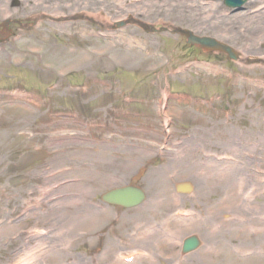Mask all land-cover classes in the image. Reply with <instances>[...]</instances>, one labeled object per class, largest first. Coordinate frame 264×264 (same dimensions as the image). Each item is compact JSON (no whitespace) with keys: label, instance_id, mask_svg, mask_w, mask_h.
I'll return each mask as SVG.
<instances>
[{"label":"rangeland","instance_id":"1","mask_svg":"<svg viewBox=\"0 0 264 264\" xmlns=\"http://www.w3.org/2000/svg\"><path fill=\"white\" fill-rule=\"evenodd\" d=\"M19 1L12 10L9 0H0V22L83 10L110 28L130 12L123 7L127 0ZM184 2L195 0H149L137 13H150L147 22L156 28L176 24L215 37L239 53L238 62L133 26L116 31L118 39H98L100 28L81 22H41L45 39H26L37 31L15 29L23 39L0 44V89L29 94L23 89L31 85L84 83V75L93 87L85 123L52 119L71 105L59 95L47 97L50 92L25 102L0 95V264H64L68 245L61 255L48 235L61 228L67 238L84 232L75 222L87 204L73 192L92 197L122 186L147 160L157 162L140 181L147 195L157 192L156 178L170 181L167 195L174 184L194 186L191 195L177 198L185 200L178 204L187 206L193 225L176 237H199L195 264H264V15L243 22L254 6L264 12V0H248V11L233 17L223 0H198L190 21L179 17ZM206 18L215 23L205 26ZM83 31L90 39H59ZM88 101L72 104L83 109ZM61 192L67 193L62 203ZM60 222L65 226L58 228ZM120 246L128 247V240Z\"/></svg>","mask_w":264,"mask_h":264},{"label":"water","instance_id":"2","mask_svg":"<svg viewBox=\"0 0 264 264\" xmlns=\"http://www.w3.org/2000/svg\"><path fill=\"white\" fill-rule=\"evenodd\" d=\"M246 0H225L224 4L228 8H239L241 7ZM182 34H186L187 43L191 45L198 46L204 50L219 51L227 54L229 59L235 60L236 56L233 51L226 45L218 43L214 40L207 38H197L192 36L187 32L181 31ZM6 35L0 34V40L3 39ZM176 190L181 193H189L191 187L188 184H180L176 187ZM143 194L140 190L134 188H125L121 190H116L108 193L102 197V200L113 204L122 206L125 208L137 206L142 202ZM198 245L196 238L192 237L184 242V252H189L195 249Z\"/></svg>","mask_w":264,"mask_h":264},{"label":"bare ground","instance_id":"3","mask_svg":"<svg viewBox=\"0 0 264 264\" xmlns=\"http://www.w3.org/2000/svg\"><path fill=\"white\" fill-rule=\"evenodd\" d=\"M262 15H264V12H260L259 14H256V15H254V16L248 18V19H245L243 22L246 23V21H250V20H252V19H253V21L256 22V20L260 19V17H261ZM208 20H209V19L206 18L205 21L208 22ZM211 22H212V23H215L214 21H211ZM211 22H208V23H207L208 25L206 24L205 26H207V27H208V26H211ZM245 26L247 27V25H245ZM234 29H235V27H234ZM12 97H14V98H16V99H20V100H21L22 98H24V96H21V95H19V94H17V93H16V94H13ZM86 221H87V220H86ZM76 225H78V224H76ZM134 261H135V260H134ZM134 261H133V262H134ZM133 262H132V263H133Z\"/></svg>","mask_w":264,"mask_h":264},{"label":"flooded vegetation","instance_id":"4","mask_svg":"<svg viewBox=\"0 0 264 264\" xmlns=\"http://www.w3.org/2000/svg\"><path fill=\"white\" fill-rule=\"evenodd\" d=\"M148 199H149V198H148ZM149 203H151V202H150V199H149L148 204H149ZM151 206H153V205H151ZM179 225H181V223H180ZM100 245H102V241H101ZM88 262H89V261H87V263H88ZM185 264H194V259H188V260H186V261H185Z\"/></svg>","mask_w":264,"mask_h":264}]
</instances>
